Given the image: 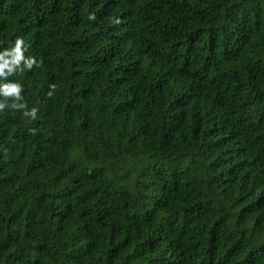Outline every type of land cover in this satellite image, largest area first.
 <instances>
[{
    "label": "trees",
    "instance_id": "obj_1",
    "mask_svg": "<svg viewBox=\"0 0 264 264\" xmlns=\"http://www.w3.org/2000/svg\"><path fill=\"white\" fill-rule=\"evenodd\" d=\"M17 38L0 264H264V0H0Z\"/></svg>",
    "mask_w": 264,
    "mask_h": 264
},
{
    "label": "clouds",
    "instance_id": "obj_2",
    "mask_svg": "<svg viewBox=\"0 0 264 264\" xmlns=\"http://www.w3.org/2000/svg\"><path fill=\"white\" fill-rule=\"evenodd\" d=\"M23 44L24 41L17 38L13 48L0 53V77H7L14 73L19 68L21 61H23L28 68H31L33 64L36 63L33 58L25 60L22 52ZM51 87L54 88L55 86L52 85ZM21 90V86L15 83L0 85V97L5 98L4 101H0V111L5 109L7 98H13L14 101H20L22 99ZM10 107L12 109H26L27 105L24 103L13 102ZM37 111V108H32L30 111H25L24 115L35 119Z\"/></svg>",
    "mask_w": 264,
    "mask_h": 264
}]
</instances>
